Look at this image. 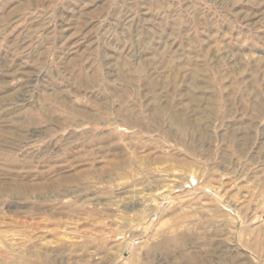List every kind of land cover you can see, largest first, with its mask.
<instances>
[{"label":"rangeland","instance_id":"obj_1","mask_svg":"<svg viewBox=\"0 0 264 264\" xmlns=\"http://www.w3.org/2000/svg\"><path fill=\"white\" fill-rule=\"evenodd\" d=\"M0 264H264V0H0Z\"/></svg>","mask_w":264,"mask_h":264},{"label":"bare ground","instance_id":"obj_2","mask_svg":"<svg viewBox=\"0 0 264 264\" xmlns=\"http://www.w3.org/2000/svg\"><path fill=\"white\" fill-rule=\"evenodd\" d=\"M154 85V84H153ZM189 99L191 100V102H194V99H193V96L191 97H189ZM209 99V98H208ZM188 104V103H187ZM193 106V105H192ZM200 106H199V104L197 103V104H195V109H198ZM182 112L180 111V112H177L176 113V115H173L172 116V122L176 125V126H178V127H180L183 123H184V121H185V119L186 118H182ZM180 116V117H179ZM198 119V118H197ZM62 177H65V176H62ZM61 177V178H62ZM22 182V181H21ZM17 183V182H16ZM61 183V182H60ZM59 183V184H60ZM12 184H14V183H12ZM18 184V183H17ZM26 184V183H25ZM23 182L22 183H20V184H18V186L17 187H19V189H22L23 190V187H24V185H25ZM10 185V184H9ZM16 188V187H15ZM28 187H26V188H24V189H27ZM15 190V189H14ZM16 191V190H15ZM19 192V191H18ZM16 193H17V191H16ZM20 193V192H19ZM23 194V193H22ZM72 206V205H71ZM195 254V253H194Z\"/></svg>","mask_w":264,"mask_h":264}]
</instances>
